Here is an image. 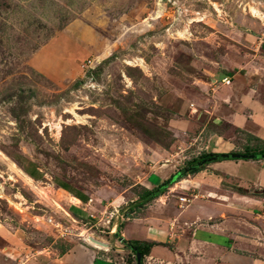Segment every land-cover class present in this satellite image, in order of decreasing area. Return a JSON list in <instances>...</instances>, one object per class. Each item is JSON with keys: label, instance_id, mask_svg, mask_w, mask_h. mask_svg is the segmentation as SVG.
Masks as SVG:
<instances>
[{"label": "rangeland", "instance_id": "1", "mask_svg": "<svg viewBox=\"0 0 264 264\" xmlns=\"http://www.w3.org/2000/svg\"><path fill=\"white\" fill-rule=\"evenodd\" d=\"M252 62L264 0H0V264L106 236L108 212L72 219L57 184L101 210L159 167L155 187L184 175L204 149L174 130L201 129L204 79Z\"/></svg>", "mask_w": 264, "mask_h": 264}, {"label": "crops", "instance_id": "2", "mask_svg": "<svg viewBox=\"0 0 264 264\" xmlns=\"http://www.w3.org/2000/svg\"><path fill=\"white\" fill-rule=\"evenodd\" d=\"M244 68L204 79L195 100L199 119L204 116L201 129L187 132L186 122L181 127L185 131L174 130L181 137L194 132L203 154L264 155V63ZM210 158L187 166L197 171L147 203L142 201L143 189L155 188L173 170L159 167L123 188L101 210L93 200L87 202V195L80 194L83 202L70 194L66 213L75 220L93 217L94 211L108 212V232L96 239L99 244L71 241L38 264H136V252L123 241L151 245L141 264H264V157ZM179 197L191 202L180 206Z\"/></svg>", "mask_w": 264, "mask_h": 264}, {"label": "trees", "instance_id": "3", "mask_svg": "<svg viewBox=\"0 0 264 264\" xmlns=\"http://www.w3.org/2000/svg\"><path fill=\"white\" fill-rule=\"evenodd\" d=\"M246 153H251V151L246 150ZM255 153V152H253ZM258 153L262 154V151H259ZM214 156L213 154H202L199 158L189 161L188 166L193 165L194 163L208 158V157H212ZM197 169H193V170H189V171H185L184 175L183 172L175 175H172L168 180H166L165 182H163L161 185H159L158 187H155L151 190H147V189H143L142 193H141V197H142V201L143 203H147L149 201H151L152 199H154L155 197H158L159 195L163 194L168 187H170V185L176 183L178 180H180L182 177L186 176L187 174H191L196 172ZM31 175V174H30ZM59 188H61L64 191H67L68 193H71L72 195H74L75 197H77L78 199H80L83 202H86V199L84 197H82V195H80V193H76L70 190V188L65 185V184H57ZM123 243L130 248L133 252H139L142 256L146 255L149 251V248L151 245H142L139 242L136 241H123Z\"/></svg>", "mask_w": 264, "mask_h": 264}, {"label": "water", "instance_id": "4", "mask_svg": "<svg viewBox=\"0 0 264 264\" xmlns=\"http://www.w3.org/2000/svg\"><path fill=\"white\" fill-rule=\"evenodd\" d=\"M264 155H247V154H224V155H216L215 157H211L210 159H207V161H213L215 159H224V158H233V159H254V158H263ZM205 161H202L200 164L204 163ZM189 169H185V171H188ZM136 264H141L142 261V255L139 252H136Z\"/></svg>", "mask_w": 264, "mask_h": 264}, {"label": "built area", "instance_id": "5", "mask_svg": "<svg viewBox=\"0 0 264 264\" xmlns=\"http://www.w3.org/2000/svg\"><path fill=\"white\" fill-rule=\"evenodd\" d=\"M222 82L225 85H230V83H231V81L228 79H224V80H222ZM178 202H179L180 206L188 205L191 202V198L179 197Z\"/></svg>", "mask_w": 264, "mask_h": 264}, {"label": "bare ground", "instance_id": "6", "mask_svg": "<svg viewBox=\"0 0 264 264\" xmlns=\"http://www.w3.org/2000/svg\"><path fill=\"white\" fill-rule=\"evenodd\" d=\"M254 11H255V9H254ZM253 11V12H254ZM258 14V13H257ZM86 241H88V244H90V243H92L93 245L94 244H99V243H95L97 240L96 239H94L93 237H91V236H87L86 237Z\"/></svg>", "mask_w": 264, "mask_h": 264}]
</instances>
